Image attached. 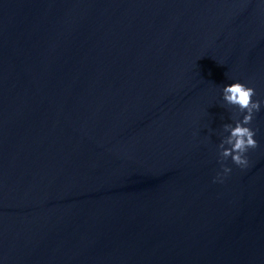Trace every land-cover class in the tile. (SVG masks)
Returning a JSON list of instances; mask_svg holds the SVG:
<instances>
[{"label":"water","instance_id":"water-1","mask_svg":"<svg viewBox=\"0 0 264 264\" xmlns=\"http://www.w3.org/2000/svg\"><path fill=\"white\" fill-rule=\"evenodd\" d=\"M232 80L264 101L259 0H0L3 264H264V106L213 182Z\"/></svg>","mask_w":264,"mask_h":264},{"label":"clouds","instance_id":"clouds-1","mask_svg":"<svg viewBox=\"0 0 264 264\" xmlns=\"http://www.w3.org/2000/svg\"><path fill=\"white\" fill-rule=\"evenodd\" d=\"M259 3L264 5V0H259ZM219 94L220 106L231 113V122L222 125L217 145L221 171L217 172L213 182L223 183L232 172V168L225 163L229 159L241 169L249 166L247 154L250 149L258 147L257 131L251 125L262 111L264 101L256 98L253 87L239 80L220 85ZM207 139L209 137H205ZM0 264H3L2 260Z\"/></svg>","mask_w":264,"mask_h":264}]
</instances>
